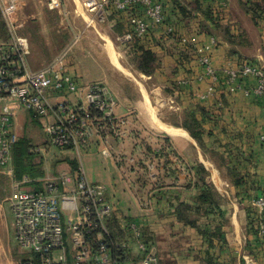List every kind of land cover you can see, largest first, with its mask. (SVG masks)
<instances>
[{
  "label": "crops",
  "instance_id": "crops-1",
  "mask_svg": "<svg viewBox=\"0 0 264 264\" xmlns=\"http://www.w3.org/2000/svg\"><path fill=\"white\" fill-rule=\"evenodd\" d=\"M162 1L166 9L170 10L175 7L174 1L186 3L193 0ZM199 1L203 4L202 9L207 5L212 6L219 21L230 25L232 34L237 36L241 31H246L251 45L233 54L232 47L226 41L205 30V26L210 24L204 10L194 13L192 17H185L177 8L172 16L177 20L178 32L168 35L163 30L155 36L156 38L151 36L145 42V46L162 61L156 74L148 77L162 78L164 86H175L180 102L175 106L172 97L168 96L162 105L176 111H195L199 120L204 119L207 145L219 151L224 150L226 146L237 150L245 174L240 175V180L249 183L256 181L263 192L264 144L260 142L259 136L264 132V98L250 93L256 85V80L248 78L240 81L241 87L234 93L225 85H221L216 97L203 101L198 94L206 91L208 82L193 80L186 88L183 87L184 92L180 94L177 88L180 76L176 77L174 70L178 53L192 49L184 48L180 44L181 35L197 37L200 45H206L212 37H217L218 45L212 56L215 67L219 69L240 68L248 61L264 66V42L261 45L259 36L256 40L236 14L235 2L243 8L244 0ZM43 6V0H27L21 14L23 26L20 35L27 39L30 47L26 57L28 68L32 71L41 70L66 54L69 70L77 77L80 76L82 82L101 81L118 96L120 106L117 114L125 116L129 124L121 136L111 134L103 139L95 138L87 148L81 150H61L50 144L40 118L35 113L25 109L17 112L16 129L22 130L19 138L30 141L31 152L35 153L36 162L41 163L44 175L35 180L37 183H31V180L24 183L27 176L20 175V168L13 158L9 169H0V264H24L30 259L39 264L37 255L23 250L15 239L9 199L18 185L24 190L42 191L45 181L49 178L58 177L65 172L75 176L77 168L71 164L72 161L78 166L82 163L93 182L106 185L107 199L116 207V212L107 222V238L113 244L115 258L121 259L123 256L118 247L128 242V222L137 219L143 226V241L157 249L159 260L155 264H207L208 251L215 255L219 264H245V256L252 258L256 264H264L259 239L248 231L247 208L251 206L250 201L256 196V192H253L251 199L244 195L245 198L241 201L237 195V186L232 184L226 173H219L215 164L205 158L197 141L187 130L178 128L184 130L191 138L172 135L160 128L157 123L159 119L164 124L172 127L173 125L163 121L159 108L156 107L157 114L150 109L149 106L154 107L151 97L148 102L143 87L137 89L123 78L121 73H118L122 71L110 58V64L113 66L111 69L101 67L97 63L87 64L88 68H82L78 59L71 54L75 34L69 30V34L65 35L55 19L42 12ZM243 11L256 23L251 14ZM117 23V18L111 16L108 23L92 27L99 33V28L106 25L119 38L120 34L116 32ZM103 35L112 40L110 34ZM251 58H256V61ZM188 70L191 77L198 72L197 61H192ZM173 82L175 85H172ZM61 99H66L72 104L78 102L75 95L63 98L52 95L53 102ZM5 104L6 101L0 99V116ZM203 107L210 112V119L202 117L200 110ZM146 117L151 120L149 124ZM139 122L147 125H141ZM31 126L32 133L29 132ZM199 164H203L210 172L209 181L219 194V208L214 207L215 210L211 211L209 216L203 213L202 208L199 211L196 209L197 197L200 194V189L196 187V168ZM61 166L66 168L60 170ZM182 203L192 206L188 213L191 218L197 220L199 227L212 231L219 226L223 227L224 237L214 242L218 245L216 249L210 250L208 239L198 228L179 219L177 210ZM222 211L225 216H221ZM216 213L217 216L212 215ZM255 214L257 217V212ZM225 220L228 221L227 224ZM247 241L259 253L257 259L250 255L246 247ZM130 247L128 256L133 260H140L143 255L138 244L131 242Z\"/></svg>",
  "mask_w": 264,
  "mask_h": 264
},
{
  "label": "built area",
  "instance_id": "built-area-1",
  "mask_svg": "<svg viewBox=\"0 0 264 264\" xmlns=\"http://www.w3.org/2000/svg\"><path fill=\"white\" fill-rule=\"evenodd\" d=\"M26 1L0 0L2 17L12 34L7 45L12 52L7 53L4 45H0V99L6 101L0 116V169L3 170L10 168L19 140L15 125L19 110L35 113L50 144L61 150H81L95 138L121 136L129 124L125 116L117 114L118 96L101 81L82 82L80 76L69 70L66 54L41 70L28 68L26 57L30 47L20 35ZM79 1L90 26L108 23L111 16L125 22L127 30L118 38L122 46L145 39L152 32L164 30L174 35L177 31V27L167 23L162 0ZM49 8L60 13L62 0H51ZM180 44L195 50L199 71L192 77L181 76L179 85L187 87L193 80L207 81L206 91L198 94L201 100L216 97L221 85L234 93L240 89V81L248 78L256 80L250 93L264 98V66L248 61L240 68L215 67L212 52L218 40L214 37L210 43L200 45L197 37L181 35ZM52 95L57 98L75 95L78 102L72 104L66 99L53 102ZM259 140L264 144V132ZM24 180V183L30 181L28 177ZM106 194V185L93 182L82 163L75 176L65 172L47 179L42 191L24 190L18 185L9 199L16 241L23 250L36 254L39 264L157 263V249L143 241V226L137 219L128 222V242L118 247L123 256L115 258L113 244L107 238V222L116 207ZM250 204L257 212L258 236L264 239V193L254 196ZM131 242L138 244L143 255L140 260L128 256ZM244 260L245 264H256L250 257L245 256ZM24 264H36V261L30 259Z\"/></svg>",
  "mask_w": 264,
  "mask_h": 264
},
{
  "label": "trees",
  "instance_id": "trees-1",
  "mask_svg": "<svg viewBox=\"0 0 264 264\" xmlns=\"http://www.w3.org/2000/svg\"><path fill=\"white\" fill-rule=\"evenodd\" d=\"M174 5L175 7L170 8V10L166 9L167 23L169 25L177 27V20H175L172 16L173 13H175V9L177 8L181 10L182 14L185 17H192L194 13L204 10L206 18L210 24V26H205V30H207L213 35H216L217 37L220 36L224 41H226L232 47L231 53H239L241 48L251 45L250 40L247 37V32L241 31V33L237 36L232 34L230 25L221 23L219 21L217 16H215V11L212 6L207 5L205 9H202L203 4L199 0H193L190 2L186 1V3L174 1ZM242 6L248 14H251L253 16V20L256 21V24L259 25L260 22L264 23V0H244L242 2ZM126 30L127 26L125 22L118 21L116 25V32L122 35L125 33ZM178 30L179 29L177 27L176 33L178 32ZM159 33L160 32H152L147 38L136 39L134 42L124 46L125 48H129L128 55L132 60L131 64L129 65L130 68L136 69L137 71L147 76H152L156 74V72L161 68V59L156 55V53H154L151 49H148L145 46V42L148 38H150L151 36L155 37ZM9 43V28L6 25L0 10V44H6L5 46H7ZM8 47L9 46H7L5 49L7 53L12 52L11 48ZM178 55L179 56L176 57V67L174 70V75L176 77H190L191 72L188 70V66L192 61H197L195 50L190 49L189 51H182L178 53ZM172 85H175L174 82L172 83ZM183 87L185 86H177L180 94H183L184 92ZM170 88L172 96L177 97V89L175 88V86H171ZM200 111L202 117L205 116L204 118L210 119V112L206 108L203 107ZM162 119L163 121L168 122L177 128H184L185 130H187L191 134V136L197 141L199 147L202 149L205 158L214 162L219 169L224 168L226 170V175L230 177L232 184L237 186V189L239 191L237 195L241 201L242 198H245L244 195L251 199L254 196H252L253 192H256V196L264 193V191L262 192L260 190L261 188L257 186L256 181L249 183L248 181L243 182L242 180H240V175L245 174L242 170L243 162L240 161L238 157L239 152L237 150L232 149V147L226 146L224 150L219 151L207 145L205 141L206 132L203 128L204 119L199 120L195 111H191L189 109H185L182 111L175 110L169 113V117H162ZM31 148L32 146L28 139L19 138L13 150L12 156L13 160L20 168V175L22 177L27 176L31 180V183H37L35 180L43 177L44 171L42 169L41 163L36 162V155L35 153L31 152ZM71 164L74 166V168H78L76 162L72 161ZM196 170V187L200 189V194L197 197L198 206H196V209H198L199 211L202 208L203 213L209 216L211 214V211L215 210L216 208H219V194L217 193L215 186L209 181L210 172L206 169V167L203 164H199ZM190 209H192L191 205L184 203L180 204L177 210L179 219L187 224L198 228L200 233L208 239L210 244V250L216 249L218 245H216L214 242L216 239H221L224 237L223 227L219 226L213 231L207 228L199 227L197 225V220L191 218V216L189 215L188 212ZM247 210L249 213V234H253L259 239L260 252L264 254V239L258 236V232L256 229L257 217L255 214V209L252 206H249ZM221 214V216H225L223 211L221 212ZM212 215L217 216L218 214L216 213ZM227 222L228 221L225 220L226 224ZM246 247L250 251V255L257 259V255L259 253L251 247L249 241H247ZM206 262L207 264H219L217 263V258L215 257V255L211 254L210 251H208Z\"/></svg>",
  "mask_w": 264,
  "mask_h": 264
},
{
  "label": "rangeland",
  "instance_id": "rangeland-1",
  "mask_svg": "<svg viewBox=\"0 0 264 264\" xmlns=\"http://www.w3.org/2000/svg\"><path fill=\"white\" fill-rule=\"evenodd\" d=\"M51 0H43V13H46L50 16H52L57 25H59L61 27V31L66 35L69 34V30L72 33L75 34V39L73 41V43L71 44L72 48H71V54L74 55L78 61L80 62V66L82 68H88L89 64H93V63H97L99 66L104 67V68H110L113 67L110 64V60L112 62V58H110V54L109 52H107V48L113 47V51L115 53V55L117 56L119 62L123 65L124 68H126L129 71V74L124 73V71L122 69H120L122 72L118 71V73H121V75L123 76V78L127 79L128 81H130L134 87H136L137 89H141V87H143V91L145 94V97L148 98V102H149V97H151L152 100V104L155 107H150V109H153L155 111V114H157V108H159V111H161V116L162 117H169V113L171 111H175V110H171L169 108H166V106L162 105L164 103L163 100L170 96L172 97V100H174V105L178 102H180V99L177 98L176 96H172V92H171V88L164 86L165 83L162 82L163 79L159 78H150L148 76H144L141 75L139 73V71H137L136 69H132L130 67L127 68V66H129L131 64V58L128 55V51L129 48H123V46L121 47L120 42L118 41V38L116 35H114L113 31L106 25H102L99 28V34L98 31H96V29L90 25H88V20L87 17L85 15V13L83 12V9L81 7L80 1L79 0H63V9L60 13H55L53 11L50 10L49 8V4H50ZM235 6H236V10H237V15L240 17V19H242L241 23H243V25H245L246 29H248L253 36L256 37L257 40V36H259L260 39V43L262 45V43L264 42V23L257 25L256 23H254L250 18H248L246 16V14L244 13V9L241 8L240 4L237 3V1L235 2ZM243 9V10H242ZM9 34H10V42L12 41V34L9 30ZM103 34L106 35H111V39L107 38L106 36H104ZM105 38H104V37ZM106 39V40H105ZM1 45V44H0ZM3 48L6 49L7 46H5L6 44H3ZM116 48V49H115ZM109 54V56H108ZM110 58V60H109ZM253 61H256V58H251ZM114 62V61H113ZM112 62V63H113ZM263 63V62H261ZM88 64V65H87ZM114 64V63H113ZM165 64V61H164ZM116 65V64H114ZM119 69V68H118ZM119 76V75H118ZM179 80V79H178ZM165 81V80H164ZM179 82V81H178ZM177 86L179 87V83L177 84ZM176 106V105H175ZM145 109V108H144ZM163 109V110H162ZM176 109V107H175ZM148 117V116H147ZM146 117V122H151V120L149 118ZM159 119V118H158ZM160 120V119H159ZM159 120L157 121V123L159 122ZM144 122V123H146ZM140 123V122H139ZM140 123L141 125H147ZM149 124V123H148ZM174 127V126H173ZM31 128L29 132H31ZM22 130H18V133L20 135ZM55 152H51V154H54ZM214 163V162H213ZM215 164V163H214ZM89 161H88V169L90 168L89 166ZM61 168V169H60ZM59 169L63 170L64 168H66V166H61ZM215 168L216 170L219 171V173L223 172V173H227L226 170L223 169H219L218 166L215 164ZM214 169V168H212ZM112 204H114L112 202ZM256 213V212H255Z\"/></svg>",
  "mask_w": 264,
  "mask_h": 264
},
{
  "label": "bare ground",
  "instance_id": "bare-ground-1",
  "mask_svg": "<svg viewBox=\"0 0 264 264\" xmlns=\"http://www.w3.org/2000/svg\"><path fill=\"white\" fill-rule=\"evenodd\" d=\"M108 52L110 54V58H112L114 61V63L116 64V66L120 69H122L124 71V73H128L129 74V71L123 67V65L119 62L117 56L115 55L114 51L112 48L108 47ZM158 125L160 128L164 129L165 131H167L168 133L172 134V135H181V136H185V137H189L191 138L184 130L182 129H178V128H175V127H172L170 125H167V124H164L162 122H158Z\"/></svg>",
  "mask_w": 264,
  "mask_h": 264
}]
</instances>
